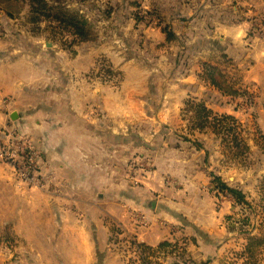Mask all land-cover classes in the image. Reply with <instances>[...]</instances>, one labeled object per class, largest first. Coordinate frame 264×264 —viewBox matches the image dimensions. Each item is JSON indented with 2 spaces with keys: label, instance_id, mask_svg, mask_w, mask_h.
<instances>
[{
  "label": "crops",
  "instance_id": "obj_1",
  "mask_svg": "<svg viewBox=\"0 0 264 264\" xmlns=\"http://www.w3.org/2000/svg\"><path fill=\"white\" fill-rule=\"evenodd\" d=\"M144 2L145 6H158L167 18H176L172 30L176 28L177 35L192 38L193 43L176 46L166 31L144 26L126 33V23L132 26L133 20L122 8L116 21L121 18L118 32L108 35L95 29L99 42H88L78 50L87 59L79 73L64 65L63 58L68 60L74 52L60 45L42 52L43 65L34 67L20 56L13 60L9 55L19 45L22 53L29 50L25 48L27 32L0 31V117L14 125L11 115L17 112L16 120L29 128L30 141L38 131L33 144L43 156L45 182L41 187L32 186L0 163V264H174L172 255L156 251L162 242L175 244V254L200 263L248 264L249 243L264 238V213L259 215V208L264 207V178L246 232L229 228L228 224L234 225L227 218L233 207L230 202L217 206L211 191L215 187L212 175L219 169L215 166L221 162L213 151L223 152L231 160L238 125L249 135L254 130L264 135V112L239 109L201 77L202 62L212 53L203 47L225 50L218 54L232 58L235 66L243 53L239 56L264 71L260 67L264 65V43L247 39L249 22L260 13L264 0ZM165 3L176 13L168 9L167 14ZM254 20L257 32L264 33V25ZM138 34L142 45L125 42L117 52L120 38L134 39ZM7 38L14 39L12 47L4 45ZM253 45L263 50H251ZM104 53L111 55L117 73H130L122 79L128 90H113L109 96V86L106 89L99 83L105 72L97 79L88 75L95 55ZM179 57L194 82L181 72L173 84L168 80L157 84L142 69H163L175 59L177 64ZM80 58L70 62L82 61ZM27 69L43 78L45 86L23 82L30 76L25 74ZM249 77L246 73L247 80ZM156 87L162 92L160 100L152 97ZM175 88L180 95L163 98V89ZM209 88L211 96L206 94ZM185 91L186 96L180 98ZM130 94L135 99L130 101ZM262 98L264 93H260L259 103ZM192 101L203 102L213 116L228 117L224 124L230 123V132L220 134L211 125L196 127L194 111L191 120H184V112L192 110L186 104ZM125 150L132 164L127 162ZM256 264H264V247Z\"/></svg>",
  "mask_w": 264,
  "mask_h": 264
},
{
  "label": "rangeland",
  "instance_id": "obj_2",
  "mask_svg": "<svg viewBox=\"0 0 264 264\" xmlns=\"http://www.w3.org/2000/svg\"><path fill=\"white\" fill-rule=\"evenodd\" d=\"M132 1H138V3H141L143 7L145 8L148 7V6H145L146 4L144 0H67L66 4L71 10L77 11L76 9H78L77 20H79L83 24L82 32H85L86 29H89L88 27L89 23L87 21L88 19L93 25L94 31L95 29H98V31L101 30V31H104L106 34H108V33H112L113 31L118 32V29L121 27L120 26L121 18L119 22H116V21L119 18V15H120L119 12H122L121 11L122 8H125L127 10V13L130 15V17L133 20L132 26L130 22L126 23V27H125L126 33H128L130 29H137L135 20L133 18V13L137 11V8L131 4ZM159 1L161 2L162 0H159ZM23 2L24 3L19 11H17L18 7L15 5L9 6L10 9H12L13 11H16L12 17H9L6 11L3 10L2 7L0 6V20H1L0 21V31L6 32L12 29H20V30H24L25 32H27L29 42L26 43L25 48L29 50L26 53H22L21 52L22 45H19V48L17 50L13 49L12 51L13 53H11L9 56H11L13 60H16L20 56L28 62L32 61L35 67L37 64L43 65L46 63V61L43 60V57L45 55L42 52L43 51L46 52L48 51L47 49L52 48V47L51 48L48 47L47 40L53 42L55 46L60 45L59 43L61 42L59 40L56 41L50 36V35H54V28L51 27L49 25V22L45 20L44 18L38 21L37 23H32V21L30 20L31 13H30L29 1L23 0ZM75 3L77 4V7L75 6ZM165 9L167 11V14H168V9H170L173 12V14L176 13V10L174 9V7H172L168 3H165ZM72 15H73V12H72ZM4 16H7V18L5 20H2ZM167 16L168 15H165L163 13L164 18H163L161 25L151 27L152 28L151 30H155V29L163 30L162 27L167 25L169 26V29H171V31L175 33V36H176V39L171 40V43L175 44L176 46L182 47V48L184 46L191 45L193 43L191 41L192 38L186 39L183 36V34L177 35L176 28L175 30H172L174 28V22L172 20H176V18H167ZM92 17H93V20H90V18ZM81 18L82 20L85 19L87 21L88 26L85 25L81 21ZM168 20H171V21H168ZM140 27H142V25H140ZM144 29H147V28L144 27ZM94 31H93V39L89 41V43H92V44L99 42V40L95 39L94 37ZM254 31L257 32L256 29H254ZM140 39L141 37L139 34L136 35L134 39L133 38H127V39L120 38L121 42L118 45L117 52H120L123 50V48L121 49V46L125 45L124 44L125 42H127L131 46H132V43H138L142 45L140 43ZM257 39L258 40L260 39L259 42L264 43V36L255 38V40ZM12 40L14 39L7 38V42H5L4 45L7 43L9 44L10 47H12L14 45ZM238 41L240 42V45H243L242 40L239 39ZM195 45H197V43H195ZM77 46H79V44ZM86 46H87L86 43L82 45L83 48H85ZM107 47H109V45ZM203 48H205L206 50L207 49L210 50L212 53L208 55L207 57H205L206 60H204L202 64L205 62H209L208 63L209 65H212V64L217 65L221 69H224L225 71L223 72L227 76L232 78L231 83L235 86L236 90L239 91L241 94H238L235 96L232 94L229 95V94L223 93L222 91H220L214 86H211V87L215 88L224 97H227L228 99H232L233 102L236 104V106L241 110H244L247 107H249L254 113H256L257 109H260L262 112H264V101H262V103H259L258 101L260 93H264V71L259 70L258 65L254 66L250 62L248 63V60H245L241 56H239V55H242L243 53L238 55L237 65L235 66L233 63V60L232 62H225V60H223V55L218 54V53H224L225 50H220L219 48H207V47H203ZM79 49H81V47L77 48L76 52L69 54L70 57L68 60L63 58L64 65L68 66V69L69 68L74 69L75 67V69L78 70V69L85 67V60L87 59L83 56H80L81 53L79 54L78 52ZM105 49L107 51H110L111 53V49L110 50L109 48H105ZM250 49L251 50L255 49L257 51L263 50L261 46H256V45H253L252 47H250ZM113 50L115 49L113 48ZM77 57H81L79 60H82V61H79L77 63L70 62V60H74ZM250 57L251 55L248 57V59H250ZM112 62L113 61H112L111 55L109 54L104 53V54H100L97 56L95 55V59H93V66H92L93 69L88 74L93 79H97L98 77L101 78L100 73L105 72L104 77L101 78V80L104 81L105 83L102 82L101 80L99 81V83L105 84L106 89L109 86L108 87L109 92L107 90L109 96H112L114 94L113 90L115 91L119 89L128 90L127 85L122 84V79H127L130 76V73L128 72H125L123 75H121L120 73H117L118 68H115ZM175 62H176V59L173 60L171 63L166 64L163 69L158 68L156 70V69L148 68L146 66H143L142 69L147 72V75H146L147 77H149L151 74L150 78H152V81L155 79L157 84L159 81H162V80L163 82L165 80H168L170 84H173L176 78H181V76H179V73L182 72L185 75V77L189 75V70H184L183 65H180L181 63L180 57L177 58L178 63L176 64ZM245 66H247L248 69H246ZM260 67L264 69L263 64H261ZM29 68H33V67H29ZM109 69L113 71L110 73L106 72ZM27 70L29 72L26 71L25 74H30V76L27 79H22L23 82L25 83L27 82L28 84H37V83L41 85L43 84V78L38 77L35 74H33L32 72L33 69L31 70L27 69ZM78 71L80 73V71H83V70H78ZM97 72L99 74H97ZM246 73L248 77L249 75H252V77L256 76L257 78L253 80L252 77H249L251 81L247 80ZM110 78L112 79V81L108 80ZM187 78H189L187 80L194 82V79L192 77L189 76ZM43 85L45 86V84ZM141 87L142 89L145 88V82L142 83ZM157 87H156V92L152 94V97H155L157 98V100L158 99L160 100L162 97V92L158 90ZM178 89L180 90V88ZM245 92L247 93V95H242V93H245ZM141 93L144 94L145 92H141ZM208 93L210 94V96L212 95V90L210 88L206 90V94ZM167 94H172L173 96L171 97L175 98L181 94V91H177V88L163 89V98H165V95ZM189 95L192 96L195 94L189 92ZM182 96H186V91L184 92L183 95H181L180 98H182ZM14 98H16L15 103H14V108H16L17 106H19V104L16 103L17 97L14 96ZM129 99L130 101L132 99H135L134 94H130ZM262 100H264V98H262ZM25 102H26L25 103V107H26L27 100ZM196 105L197 104H195L194 101H192L189 104H186V106L190 109L195 108ZM16 109H18V107ZM192 111L193 110H191L188 113H186V111L184 112L186 116L184 120H186L187 117H189L188 121L191 120L190 116H191ZM7 118L10 119V115H8ZM11 119L14 120V125L12 123L5 122V119L0 117V163L7 165L10 171L13 170L12 172L15 175H17L15 168L9 163V161L6 160V156H5L6 150L10 146L12 149H18V147H21L23 143L29 140L28 139L29 128L25 127V125L20 120L13 119L12 116H11ZM237 130H238L237 132L239 133L238 136L240 138L245 139V141L250 146V149H248V151H246V149H243L241 150V154H238L236 156L232 152L234 156L231 158V160L227 159L226 156L224 158L223 152L216 153L219 151L214 150L213 152L217 155V159L218 157H221L220 164L215 166L219 168L218 172L215 174L224 175L223 173H225L226 175V176L224 175L225 180L228 183H230V185L240 188L246 194V199L249 200L253 204V202L256 199H258V189L257 188L260 184H262L263 182L262 179L264 178V139H263L264 135L261 134V131L259 130H254L255 131L254 134L249 135L246 132L244 133V130L239 125H238ZM37 132L38 131H36V134L32 136L33 139H31V143L37 142L38 140L36 139ZM233 135L234 133H232V136ZM251 138H253L252 141H251ZM225 142L229 144V135H227V139ZM252 142L254 144H252ZM232 151L236 152L237 149L234 148V150ZM126 153H128L127 150H125V155ZM213 156L215 157V155ZM126 158H127V162L131 164L132 162L131 156L126 155ZM217 159H214L213 161L215 164L217 162ZM1 172L4 173L3 170ZM233 175H235L236 178L234 181H231L232 179L230 177ZM228 176H229V179H228ZM25 182L30 183L28 181H25ZM217 206H221V204L220 205L217 204ZM263 213H264V207H260L259 215H263Z\"/></svg>",
  "mask_w": 264,
  "mask_h": 264
},
{
  "label": "trees",
  "instance_id": "obj_3",
  "mask_svg": "<svg viewBox=\"0 0 264 264\" xmlns=\"http://www.w3.org/2000/svg\"><path fill=\"white\" fill-rule=\"evenodd\" d=\"M29 6H30V20L32 23H37L41 19H45L49 22V25L54 28V35H50L53 39L56 41H60V46H62L63 49L70 50L72 52H75L77 48L82 47L84 43H88L91 39H93V25L91 22L87 19L88 23L85 19L81 21L89 27V29H86L85 32H82L83 30V24L77 20V11L78 9L71 10L66 4L67 0H28ZM86 2V1H84ZM23 0H0V6L3 10L6 11V13L9 15V17H12L16 11H13L10 9L9 6L15 5L18 7V10L23 5ZM78 3V2H77ZM111 4V3H109ZM132 5H134L137 8V11L133 13V18L135 20V24L137 27L140 25L144 26L145 28H151L154 26L161 25L163 21V13L162 10L154 5L150 4L147 8L143 7L141 3H138V1H132ZM68 7V8H67ZM73 12V15H72ZM260 13L253 16V19L251 18V21L256 19L259 22H261L262 25H264V7L260 9ZM92 20V19H90ZM251 21L249 22V29L247 32V39L250 41H254L255 38L264 36L263 32H255L253 30V26ZM138 24V25H137ZM164 31H166L168 40H174L176 39L175 33L169 29V26L162 27ZM79 44V46H77ZM223 58L225 59V62H232V58H229L228 56L223 55ZM209 62H205L204 69H203V75L201 76L205 81H207L212 86L216 87L220 91H222L225 94H232V95H238L241 94L239 91L236 90L235 86L231 83L232 78L227 76L223 71L224 69H221L217 65H209ZM242 95H247V93H242ZM252 99V98H251ZM195 113L196 122L195 126L202 129L208 125H211L215 131H218V133L223 134L226 131L230 132V129L227 127L230 123L224 124V121H227L228 117L218 118L216 116H213L210 109H208L203 102H200L196 105L195 108L192 109ZM233 122L234 120L231 119ZM233 128H231L232 130ZM235 130V143L234 146L236 147L237 151H232L234 155L241 154V150L250 149L249 145L246 143L244 138H240L238 136V130L237 128ZM233 133V131H232ZM229 134V133H227ZM230 135V134H229ZM264 139V138H263ZM195 145L199 143L198 140L193 142ZM227 143V142H226ZM212 183L213 185L224 194L233 195L236 199V212L237 214L240 213V218L242 219V214H245L246 212L251 211L253 204L246 199V194L238 187L230 185L222 176L219 175H212ZM228 220L232 221V216L227 217ZM242 222H234L232 221V224H228L229 228L234 230L236 227L242 232L248 231V228L246 226L249 225V218H244L240 220ZM234 228V229H233ZM175 244L170 242H162L160 246L156 249V251H166L167 254L172 255L175 258L174 264H206V262L200 263L195 261L194 259L190 257H186L185 254H175L174 248ZM264 247V238H256L255 240H252L247 249L246 253L249 258L248 264H256L258 261V256L261 251V249ZM148 249H151L150 247H147ZM152 252V249L151 251Z\"/></svg>",
  "mask_w": 264,
  "mask_h": 264
},
{
  "label": "built area",
  "instance_id": "obj_4",
  "mask_svg": "<svg viewBox=\"0 0 264 264\" xmlns=\"http://www.w3.org/2000/svg\"><path fill=\"white\" fill-rule=\"evenodd\" d=\"M253 30L256 29L259 30V26L256 24V21H252ZM109 81H112V79H108ZM98 110L94 109L93 113H97ZM19 150V151H18ZM6 160L9 161V163L15 168L16 174L23 179L24 181H28L31 183V185L41 187L43 185V169H44V163H43V156L41 152L35 147L33 143H31L30 140H27L25 143L21 145V147H18V149H12L11 146L7 148L6 150ZM139 162V161H138ZM132 164V162H131ZM140 164H144L139 162ZM212 193L216 196V202L217 204L223 205L226 202H230L233 207V213L229 216H232V221L236 222H242L240 220L244 218H249V222L252 219L253 215V207L251 211L246 212L245 214H242V219L240 218V213L237 214L236 212V199L233 195H227L224 193H221L216 187H211ZM166 224V223H164ZM249 231V229H248Z\"/></svg>",
  "mask_w": 264,
  "mask_h": 264
},
{
  "label": "water",
  "instance_id": "obj_5",
  "mask_svg": "<svg viewBox=\"0 0 264 264\" xmlns=\"http://www.w3.org/2000/svg\"><path fill=\"white\" fill-rule=\"evenodd\" d=\"M47 45H48V47H53V42H51V41H49V40H47ZM12 118L13 119H17V117H18V113L17 112H14V113H12ZM233 178H234V176H231V179L233 180Z\"/></svg>",
  "mask_w": 264,
  "mask_h": 264
}]
</instances>
